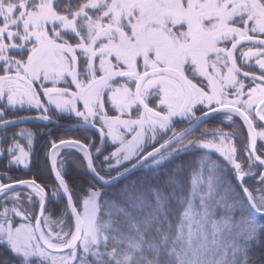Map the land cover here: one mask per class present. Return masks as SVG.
Returning <instances> with one entry per match:
<instances>
[{"label":"snow or ice","instance_id":"1","mask_svg":"<svg viewBox=\"0 0 264 264\" xmlns=\"http://www.w3.org/2000/svg\"><path fill=\"white\" fill-rule=\"evenodd\" d=\"M0 264H264V0H0Z\"/></svg>","mask_w":264,"mask_h":264},{"label":"trees","instance_id":"2","mask_svg":"<svg viewBox=\"0 0 264 264\" xmlns=\"http://www.w3.org/2000/svg\"><path fill=\"white\" fill-rule=\"evenodd\" d=\"M210 126H211V125H210ZM225 129H227V130H231V129L227 128V127H226ZM245 132H246V129H245ZM10 175L25 176L26 173H25L24 171H18V172H15V173H10ZM78 175H79V173L77 172V170H76V169H72V170H71L70 182H71V179H73V178H77Z\"/></svg>","mask_w":264,"mask_h":264},{"label":"rangeland","instance_id":"3","mask_svg":"<svg viewBox=\"0 0 264 264\" xmlns=\"http://www.w3.org/2000/svg\"><path fill=\"white\" fill-rule=\"evenodd\" d=\"M226 123H227V122H225V124H226ZM245 129H246V128H243V129H241V131H242V132H245ZM225 130H226V131H230V130H227V129H225Z\"/></svg>","mask_w":264,"mask_h":264}]
</instances>
